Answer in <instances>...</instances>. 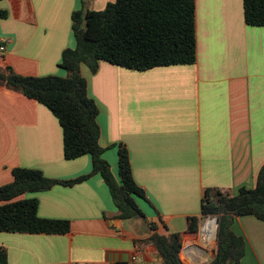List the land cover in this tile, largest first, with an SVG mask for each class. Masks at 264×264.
Masks as SVG:
<instances>
[{
	"label": "crops",
	"instance_id": "0c3cea01",
	"mask_svg": "<svg viewBox=\"0 0 264 264\" xmlns=\"http://www.w3.org/2000/svg\"><path fill=\"white\" fill-rule=\"evenodd\" d=\"M115 0H0V68L21 75L66 76L64 50L76 47L73 12L102 10ZM197 61L133 70L101 61L81 70L99 106L103 157L120 181L119 148L130 154L144 192L137 202L146 219L118 217L109 186L93 173V157L64 155L59 119L45 104L0 84V186L15 168L73 180L26 193L41 218L67 220L62 234L0 231L8 264H164L148 238L181 233L183 264H208L215 237L202 230L207 188L237 194L254 188L264 165V26L245 21L244 0H196ZM1 203V202H0ZM198 217V231L188 220ZM154 225L155 230L151 228ZM209 226V225H208ZM245 239L243 264H264V220L236 216Z\"/></svg>",
	"mask_w": 264,
	"mask_h": 264
},
{
	"label": "trees",
	"instance_id": "16d2710c",
	"mask_svg": "<svg viewBox=\"0 0 264 264\" xmlns=\"http://www.w3.org/2000/svg\"><path fill=\"white\" fill-rule=\"evenodd\" d=\"M245 21L264 26V0H244ZM6 12L0 9V17ZM76 47L64 50L60 66L66 76H27L12 67L0 69V84L22 92L48 106L59 119L64 133V155L75 159L85 154L93 157V173H100L109 186L118 217L123 220L146 219L137 202L144 192L136 183L125 145L119 148L120 181L103 157L100 143L99 106L88 93V82L81 65L96 73L101 61L133 70L158 66L194 64L197 61L196 0H115L102 10L81 9L73 12ZM12 182L0 186V231L20 233H66L67 220L41 218L35 197L26 193L50 189L60 183L73 185L91 176L58 180L42 170L18 167ZM204 217L218 221L214 259L208 264H243L246 243L232 228L236 216L254 215L264 220V165L254 188H240L228 194L219 188H207L202 200ZM199 218L190 217L189 231H198ZM155 230V226L151 225ZM164 258V264H183L181 233L148 238ZM0 264H8V253L0 249Z\"/></svg>",
	"mask_w": 264,
	"mask_h": 264
},
{
	"label": "built area",
	"instance_id": "2783aa9c",
	"mask_svg": "<svg viewBox=\"0 0 264 264\" xmlns=\"http://www.w3.org/2000/svg\"><path fill=\"white\" fill-rule=\"evenodd\" d=\"M2 45H1V50H5L6 49V44H7V42L9 41L8 39H2ZM214 219H210L209 221H213ZM208 221V222H209ZM215 221V220H214ZM215 230H216V227H215ZM215 230H214V233H213V231H211L210 230V232H208V234H207V236H203L204 237V239H206V241H211V240H213V238L215 237Z\"/></svg>",
	"mask_w": 264,
	"mask_h": 264
},
{
	"label": "bare ground",
	"instance_id": "6f19581e",
	"mask_svg": "<svg viewBox=\"0 0 264 264\" xmlns=\"http://www.w3.org/2000/svg\"><path fill=\"white\" fill-rule=\"evenodd\" d=\"M209 222H212V221H209ZM215 222V221H214ZM208 223V222H207ZM216 224V223H215ZM204 227V226H203ZM213 231L214 233V230H215V227H214V224H211L209 225L208 227H205L203 230H202V235L203 236H207L208 232Z\"/></svg>",
	"mask_w": 264,
	"mask_h": 264
},
{
	"label": "rangeland",
	"instance_id": "374dc122",
	"mask_svg": "<svg viewBox=\"0 0 264 264\" xmlns=\"http://www.w3.org/2000/svg\"><path fill=\"white\" fill-rule=\"evenodd\" d=\"M0 69H2L3 70V68H0ZM209 220L211 219H215V217H209L208 218ZM211 224H214V227H216V224H215V222H214V220L212 221V222H206V224L204 225V227H208V225H211Z\"/></svg>",
	"mask_w": 264,
	"mask_h": 264
},
{
	"label": "water",
	"instance_id": "95a60500",
	"mask_svg": "<svg viewBox=\"0 0 264 264\" xmlns=\"http://www.w3.org/2000/svg\"><path fill=\"white\" fill-rule=\"evenodd\" d=\"M215 220V223H216V230H215V239H216V236H217V227H218V221H217V218L214 219ZM214 259V257L211 258V261Z\"/></svg>",
	"mask_w": 264,
	"mask_h": 264
}]
</instances>
